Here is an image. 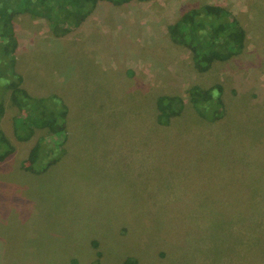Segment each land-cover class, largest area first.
<instances>
[{
    "label": "rangeland",
    "instance_id": "1",
    "mask_svg": "<svg viewBox=\"0 0 264 264\" xmlns=\"http://www.w3.org/2000/svg\"><path fill=\"white\" fill-rule=\"evenodd\" d=\"M206 4L229 10L245 40L200 72L169 26ZM13 26L19 86L65 107V138L56 148L43 127L18 140L4 89L0 264H264V0H100L65 35L29 14ZM217 83L212 121L190 88ZM159 95L184 103L167 126ZM41 136L54 150L31 169Z\"/></svg>",
    "mask_w": 264,
    "mask_h": 264
},
{
    "label": "trees",
    "instance_id": "2",
    "mask_svg": "<svg viewBox=\"0 0 264 264\" xmlns=\"http://www.w3.org/2000/svg\"><path fill=\"white\" fill-rule=\"evenodd\" d=\"M98 1L100 0H0V116L4 112L2 93L4 89H9L11 102L19 109V114L13 119V132L18 140L30 139L35 129L49 127V130L54 131L49 137L55 140L56 148L62 147L65 138L63 115L66 109L63 106L64 112L60 115L59 108L62 106L57 103L55 105V100H32L19 86L21 76L14 72L15 50L18 44L13 26L14 17L18 14H29L33 18L43 17L48 21L51 32L60 36L77 28L93 12ZM107 1L118 5L129 0ZM200 12H203L205 17H196ZM169 32L174 42L191 50L194 66L200 72L208 70L215 60L225 61L244 49V28L231 16L229 10L220 5L206 4L201 9L188 11L184 17L169 26ZM221 92L222 86L218 83L206 89L195 86L190 88V100L199 116L212 121L222 117L224 103ZM156 105V120L163 126L169 125L184 107L182 98L173 95H159ZM208 110H212L211 115L207 114ZM45 138H37L29 151L31 169L32 164H37L42 157L51 159L50 154L54 149L50 144L44 143ZM47 149L52 152L47 153ZM12 151V145L0 130V160L5 159ZM48 163L51 161L47 162L46 166ZM92 244L97 246L95 241ZM97 255L100 256L99 251ZM95 262H98V259ZM125 264L136 262L127 258Z\"/></svg>",
    "mask_w": 264,
    "mask_h": 264
}]
</instances>
